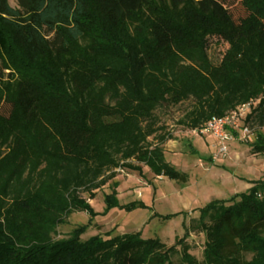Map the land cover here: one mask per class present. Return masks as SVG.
Instances as JSON below:
<instances>
[{"label":"trees","instance_id":"obj_1","mask_svg":"<svg viewBox=\"0 0 264 264\" xmlns=\"http://www.w3.org/2000/svg\"><path fill=\"white\" fill-rule=\"evenodd\" d=\"M15 1L0 0V264H173L177 247L180 264H264V175L198 209L200 262L182 240L53 238L117 170L186 181L161 107L190 101L177 124L192 132L257 102L245 122L264 127V0H239L238 20L220 0ZM245 143L264 156L262 135Z\"/></svg>","mask_w":264,"mask_h":264},{"label":"rangeland","instance_id":"obj_2","mask_svg":"<svg viewBox=\"0 0 264 264\" xmlns=\"http://www.w3.org/2000/svg\"><path fill=\"white\" fill-rule=\"evenodd\" d=\"M220 1L235 20L244 16L239 0ZM9 4L16 7L15 0H9ZM226 48L220 40L210 39L211 61L218 63ZM191 104L187 101L175 107L165 106L156 112L159 124L172 135L163 145L164 160L186 175L185 182L156 177L145 166H141L140 173L117 170L116 178L87 201L89 213H72L55 229L54 240L68 239L84 226L79 237L82 242L96 236L106 239L139 233L142 239H157L167 247L182 240L189 246L190 255L202 261L203 234L186 232L185 228L198 219L199 208L243 193L251 182L260 180L264 156L253 155L250 146L241 140L228 143L225 157L216 156L218 145L210 133L194 134L177 124ZM6 111L5 106L0 109V113ZM258 134L264 138V127L253 132L250 144L255 143ZM179 251L177 247L171 257L173 264H180Z\"/></svg>","mask_w":264,"mask_h":264},{"label":"built area","instance_id":"obj_3","mask_svg":"<svg viewBox=\"0 0 264 264\" xmlns=\"http://www.w3.org/2000/svg\"><path fill=\"white\" fill-rule=\"evenodd\" d=\"M257 102H252L238 107L223 118H213L200 129L192 131L194 134L210 133L216 140L218 149L216 156L223 158L227 155V145L235 140L246 142L253 135L245 122L251 113L252 106ZM237 131H240L238 134Z\"/></svg>","mask_w":264,"mask_h":264},{"label":"crops","instance_id":"obj_4","mask_svg":"<svg viewBox=\"0 0 264 264\" xmlns=\"http://www.w3.org/2000/svg\"><path fill=\"white\" fill-rule=\"evenodd\" d=\"M250 188V187H249Z\"/></svg>","mask_w":264,"mask_h":264}]
</instances>
